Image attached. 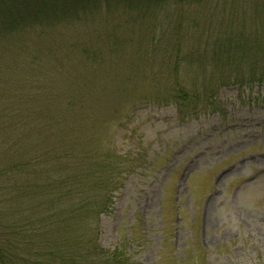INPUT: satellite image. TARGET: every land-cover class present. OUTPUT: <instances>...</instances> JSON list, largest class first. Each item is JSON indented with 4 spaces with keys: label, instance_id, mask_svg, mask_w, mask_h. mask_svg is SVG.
I'll use <instances>...</instances> for the list:
<instances>
[{
    "label": "rangeland",
    "instance_id": "obj_1",
    "mask_svg": "<svg viewBox=\"0 0 264 264\" xmlns=\"http://www.w3.org/2000/svg\"><path fill=\"white\" fill-rule=\"evenodd\" d=\"M115 1L0 32V220L12 194L14 221L26 217L21 172L44 190V170L53 167L59 178L65 169L95 175L84 152H106L109 163L130 155L133 172L120 174L100 216L101 247L123 240L134 260L127 264H264V83L212 88L220 74L214 60L200 68L172 54L175 35L207 32L214 10L218 21L252 4L227 0L225 10L222 0H164L144 9ZM191 41L181 40L182 49ZM175 58L181 84L207 98L188 94L180 103L169 93ZM15 137L22 149L11 146ZM50 152L81 160L65 164Z\"/></svg>",
    "mask_w": 264,
    "mask_h": 264
},
{
    "label": "trees",
    "instance_id": "obj_2",
    "mask_svg": "<svg viewBox=\"0 0 264 264\" xmlns=\"http://www.w3.org/2000/svg\"><path fill=\"white\" fill-rule=\"evenodd\" d=\"M105 1L107 0H0V32H4L6 26L13 30L34 24L35 21H40L48 15L63 18L68 16L66 11L71 8L75 10V15L87 14V11L96 10ZM163 1L116 0L115 2L130 8L138 6L145 9L156 7V3L161 6ZM184 1L180 0V2ZM237 1L234 0V3ZM240 1L251 3L252 9L244 7L245 9L240 13L233 9L232 14L219 16L218 21L216 15L219 12L214 10L206 18L215 15L216 23L206 21L207 32H196L187 37L175 35L177 44L172 50L175 56L192 58L200 68L206 67L207 61L214 60V67L218 68L220 74L212 88L229 83L239 88L245 84L264 83V0ZM222 2H224L222 7L225 9L227 0ZM258 4L260 9H257ZM238 15H240L239 24L236 22ZM258 18L262 19L258 21ZM182 19L181 16L177 18V32L185 30ZM190 22L191 20L186 19L190 28L196 26L194 23L189 25ZM181 40L192 41L187 49H182ZM237 50L240 54L236 53ZM188 51L190 53L185 55ZM241 60L249 62L247 69L238 66ZM179 63L175 58L171 70L176 78L168 84L169 93L173 95L177 93L176 98L180 103L188 94H193L190 98H207L206 91L189 93L181 84L182 64L179 66ZM157 94L160 100L162 94L159 92ZM3 120V114L0 113V129H3L2 125L5 126ZM10 143L11 146H20L22 149V141L19 137L11 138ZM10 152L4 151L7 155H10ZM53 154L54 152H50L48 157L51 159L62 157L65 164L74 165L81 160L67 153L52 157ZM83 156L82 159L88 156L94 158L95 175L92 171L86 174L85 169L79 173H72L64 168L65 172L61 171V175L65 173V177L59 178L54 172L60 170L53 167L44 170L50 178L44 181V190L38 185H31L29 180L26 182L23 179L24 172H21V182L17 187L22 189L24 199H27L25 203L23 202L22 210V212L26 210L27 214L26 217H21L20 221H14L17 212L16 196L12 194L5 198L9 210L1 208L0 264H127L132 259V255L126 252L123 245L126 243L123 240L114 248H104L98 243V234L100 216L110 207L109 191L111 193L121 185L119 176L122 172L126 175L133 172L134 160L130 155H127L125 160L115 155L116 159L109 163L106 162L109 154L100 151L84 152ZM45 161L44 158V169L50 160L46 164ZM21 162L20 165H24ZM86 177H92V180L87 181ZM8 179L10 181L9 176ZM92 181L93 184H87ZM88 187L94 189L93 194L89 196L83 194L84 189ZM31 210L36 211L35 217ZM76 232L80 233V236Z\"/></svg>",
    "mask_w": 264,
    "mask_h": 264
}]
</instances>
